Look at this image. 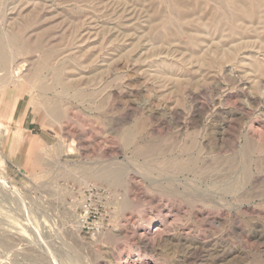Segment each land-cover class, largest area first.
Listing matches in <instances>:
<instances>
[{"label":"rangeland","instance_id":"obj_1","mask_svg":"<svg viewBox=\"0 0 264 264\" xmlns=\"http://www.w3.org/2000/svg\"><path fill=\"white\" fill-rule=\"evenodd\" d=\"M0 45V264H264V0H0Z\"/></svg>","mask_w":264,"mask_h":264},{"label":"bare ground","instance_id":"obj_2","mask_svg":"<svg viewBox=\"0 0 264 264\" xmlns=\"http://www.w3.org/2000/svg\"><path fill=\"white\" fill-rule=\"evenodd\" d=\"M252 2V1H251ZM257 2V1H256ZM231 3V2H230ZM259 3V2H258ZM232 4V3H231ZM252 4H253V2H252ZM224 5V4H223ZM233 5H235L236 7H239L240 9L242 8V9H245V4L243 3V1H236ZM258 5V4H257ZM225 6H227V4L225 5ZM247 6V5H246ZM231 8H234V6L233 7H231ZM225 9H227V8H225ZM234 12V11H233ZM238 12V11H237ZM246 12H248V11H246ZM240 13V12H239ZM228 15V14H227ZM198 16V15H197ZM233 16V15H232ZM248 16H249V14H248ZM215 17V16H214ZM237 17H239V15H237ZM250 17V16H249ZM260 17V16H259ZM240 18V17H239ZM215 19V18H214ZM213 19V20H214ZM250 19V18H249ZM239 20V19H238ZM242 20V19H241ZM259 20V19H258ZM212 21V20H211ZM220 21V20H219ZM219 21H218V23H219ZM252 21V20H251ZM133 22V21H132ZM232 22V21H231ZM233 23V22H232ZM246 23V22H245ZM250 25H251V23H250ZM2 39V38H1ZM5 39V38H4ZM3 40V39H2ZM193 41V40H192ZM195 42V41H194ZM1 46V45H0ZM3 46V45H2ZM1 48V47H0ZM2 48H4V47H2ZM0 49V67H4V66H6L7 65V62H8V56H7V54L5 53L6 51H4L3 49ZM6 49V48H5ZM9 52V51H8ZM7 52V53H8ZM226 53V52H225ZM225 53H223V55L225 54ZM231 53V52H230ZM229 53V54H230ZM225 55H227V54H225ZM223 57H225V56H223ZM229 57V56H228ZM229 58H231V57H229ZM259 57H257V59H258ZM201 60H203V59H201ZM263 60V59H262ZM250 65H253V64H250ZM256 71H259V70H257L256 69ZM255 71V72H256ZM68 79H69V77H68ZM63 80H65V79H63ZM73 80V79H72ZM71 81V80H70ZM41 82V81H40ZM72 82V81H71ZM74 83V82H73ZM62 84H64V83H62ZM70 84V83H69ZM78 84H79V82H78ZM74 85V84H73ZM72 85V86H73ZM71 86V85H70ZM75 86V85H74ZM73 86V87H74ZM76 86H78V85H76ZM41 87H42V89H46V87H47V84H44V83H41ZM69 87V86H68ZM67 88V87H66ZM81 93V92H80ZM49 115V114H48ZM2 126V124L0 123V127ZM2 177V176H1ZM4 183H7L6 181H5V179H2V178H0V184H4ZM4 186V185H3ZM225 219V218H224ZM163 225V224H162ZM146 240V239H145ZM176 240V239H175ZM204 243V242H203ZM220 251V250H219ZM225 252V251H224ZM216 254V253H215ZM224 254H226V252L224 253ZM218 255V253L216 254V256ZM221 255H222V251H221ZM219 256V255H218ZM217 256V257H218ZM216 257V258H217ZM228 258V257H227ZM209 261V260H208ZM133 262V261H132Z\"/></svg>","mask_w":264,"mask_h":264},{"label":"crops","instance_id":"obj_3","mask_svg":"<svg viewBox=\"0 0 264 264\" xmlns=\"http://www.w3.org/2000/svg\"><path fill=\"white\" fill-rule=\"evenodd\" d=\"M27 117H28V111L24 110V112L22 113L21 116H18V114L15 112L14 116L12 117V124L13 126L16 124L18 129H20L21 131H27L28 130V121H27ZM35 141V139H34ZM24 142H29L30 146L32 144V140L31 141H26V139L24 140Z\"/></svg>","mask_w":264,"mask_h":264},{"label":"built area","instance_id":"obj_4","mask_svg":"<svg viewBox=\"0 0 264 264\" xmlns=\"http://www.w3.org/2000/svg\"><path fill=\"white\" fill-rule=\"evenodd\" d=\"M87 209V211H88V208H86ZM84 221V220H83ZM85 222H87V221H85Z\"/></svg>","mask_w":264,"mask_h":264}]
</instances>
